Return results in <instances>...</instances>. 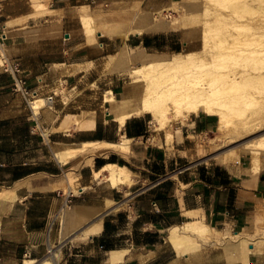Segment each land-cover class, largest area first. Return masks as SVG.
<instances>
[{
  "label": "crops",
  "instance_id": "obj_1",
  "mask_svg": "<svg viewBox=\"0 0 264 264\" xmlns=\"http://www.w3.org/2000/svg\"><path fill=\"white\" fill-rule=\"evenodd\" d=\"M85 1L91 5V0H0V55L20 65L36 98H53L52 106L37 112L33 99L15 90V75L0 65V190L17 195L7 214L0 212V264H20L22 247L40 245L35 239L24 244L21 237L47 230L58 209L73 199L104 209L90 218L102 220L101 227L81 242L59 241V264H264V239L249 238L252 246L263 240L254 246L257 253L239 241L264 230V165L253 172L245 155L232 163L200 156L198 137L219 126L214 114H191L174 127L170 141L165 132L160 142L150 141L149 114L120 124L128 106L110 105L105 92L122 100L128 84L102 66L117 43L92 45L83 35L77 41L79 34L62 39L73 9ZM166 40L135 34L119 45L158 49ZM87 142L119 146L90 147L65 163L55 155ZM108 164L127 168L131 182L113 186L106 177L96 178ZM21 207L35 210L39 220L22 217ZM194 221L210 227L208 239L183 230ZM6 244L12 247L8 255Z\"/></svg>",
  "mask_w": 264,
  "mask_h": 264
},
{
  "label": "bare ground",
  "instance_id": "obj_2",
  "mask_svg": "<svg viewBox=\"0 0 264 264\" xmlns=\"http://www.w3.org/2000/svg\"><path fill=\"white\" fill-rule=\"evenodd\" d=\"M196 3H197L196 0L171 1L169 5L172 8H170V6H166L162 9L159 8L160 10L157 9L158 10L157 12L153 11L154 13L151 12V10L147 11V10L137 9V11L139 10L138 13H136V15L132 14L131 24L128 23L127 28H124L122 26H117L114 25V23H112L109 26L107 25L106 26L107 28L105 29L103 28L104 29L103 32L99 31V33L115 39L119 37L127 38V36H129L128 34L130 33L141 35L144 33H152V32L165 31V30H171L177 28L188 29L189 21L191 20V18H194L190 14V11L193 10L194 4ZM88 7L90 8V6ZM88 7L86 5H81L79 7V16L81 22L85 24V26L87 27L88 31H86L85 33L88 32L87 34L89 36L93 32L92 30H94L93 27L96 26V25L93 26V23H96L95 21L97 17L94 19V17L92 16L93 12L92 14H90L89 12L90 10H88ZM164 10H168L170 11V13L177 10L181 12V15L179 17L175 16V17H171V19H165V16L163 17ZM217 16L218 15L212 17H217ZM208 22L209 20H207L206 23ZM125 25L126 24L124 23V26ZM210 25H209L210 28H212L211 26H214V25L211 26ZM209 35L210 34H208L207 36L209 37ZM91 38L93 37L91 36ZM204 40L206 41L205 46L201 51H193V52L180 51L173 53L172 55L170 54V56L164 53H156V52L147 53L141 58V60L139 61V65L137 67H132V70L130 72L132 76H134L135 83L130 87L128 93L125 95V97L122 100L119 98L116 99L112 90L105 92L106 97L104 101L108 102L110 105L113 106L122 105L124 107L128 106V113L124 115L121 114L122 116L119 117L120 124H124L126 118H129L133 115L150 114L151 115L150 123L153 127V130L156 132H160V131L162 132V130H166L165 131L166 136L168 138V141H170L172 139V132L170 127L172 126V123L175 120L177 119L185 120L191 114H196L200 111H203L218 116L219 118L218 131L220 136L226 133L228 134V132H230L233 134V137L238 138L257 130L258 131L263 130L264 95L258 96L256 95L255 90H254L255 92L252 91L255 87L256 88L259 87L260 89H262L261 86L264 85V70H261L263 69V67L262 66L260 67L259 65V62L263 54L261 55V51H260L259 55H261L260 56L261 58L258 56L260 59L259 58L257 59V57H255L256 54L254 56L253 55L254 53L252 54L250 53V51L249 54H252L253 55L252 57L248 55L247 51L246 54L245 52L246 47H244V52L249 57H247L244 54L243 50L242 51L240 50L242 49L240 47H238L239 50H237L236 52L230 51L228 48H232L233 50L239 43L238 42L235 45V43H233L235 40H233L232 42L234 45L227 43L228 45L230 44L231 46L223 50L222 49L220 50L219 48L218 51L217 49L218 44L220 42H223V40L222 41L219 40V43L217 42L218 44L217 43L209 44L206 35ZM247 44L248 43H246L245 45ZM223 45L220 46L223 47ZM259 46L260 48H262L260 44ZM259 46L257 47L259 48ZM238 48L236 47L235 50ZM126 50L123 49V54L122 52L120 53L122 55L120 56L121 59L118 60L117 62L121 63L122 61H128V68L126 69L128 70L131 67L130 64L132 62L134 63L135 59L131 52H128V54H126L127 53ZM249 50L253 52L251 48ZM262 51H264L263 48ZM242 54L244 56H242ZM238 55L244 58L243 62L242 60L239 59V61H241V63L239 62V64L242 65L241 68L240 67L237 68L236 66L232 67L227 64L223 65L224 62L225 63L230 62L229 60L226 61V58L228 57L229 58L233 57L234 58L233 63L236 62L238 63V61L235 62V58L236 60H238L237 59V57H239ZM245 56L247 58H245ZM112 58L111 60H114ZM261 62H264V58L263 60H261ZM231 65L233 64L231 63ZM120 67L125 68L124 65L119 67L116 65L114 69L118 70ZM113 68L111 66V69ZM258 92L261 93L260 90ZM244 103L250 106L249 108L250 110L247 114L244 113L245 112V108L243 107ZM32 104L37 112H39L42 107L52 106V102L47 98H36L35 100H33ZM259 104L260 106H258ZM244 114L245 116L243 119L236 120L237 116ZM234 139L232 141H234ZM129 141L130 140H125V142L128 143ZM82 145L83 146L79 149H71L64 152L60 151L57 152L55 155L60 161L65 163L66 161H68L69 158L75 156L77 153L83 150L85 152V150L90 147L112 148L119 146L116 144L100 143V142H87ZM124 146H125L124 144L121 145V148H124ZM244 154H248L251 156L253 172H257L259 169H261L264 163V162L262 163L261 161L262 159L260 160V155L264 154V132L260 133L255 137L244 139L243 141L239 142L238 145H236V147L229 148L224 153H219L216 156H218V158L222 162L232 163L233 161H237L239 157ZM94 174L95 177L98 179L101 177H106L107 180H109L113 186H120L126 183L129 184L132 178L131 172L127 168L118 166L117 164H108L103 168H101L100 170H97ZM73 190L75 191V189ZM73 190L72 192L76 193ZM67 191L69 192V190ZM16 196L17 195L15 191L13 193H11L10 191L0 192V200L10 201V200H14ZM113 202L114 201L111 200L107 201L108 204H112ZM102 210L104 209L92 205H77L73 222L64 224L63 226V231H62L63 237L64 238L69 237L71 234L70 232L75 231L74 228L76 225L90 218L99 216ZM101 221L99 220L88 224L86 227L82 228L79 231V233L75 235L74 238L86 240L92 237L93 235L97 234L100 231ZM176 230L177 227L175 231H173L172 229L173 232L178 233L176 232ZM183 230L192 232V234H196L197 236L203 238H208L211 235L210 227L204 224L203 222H199V221L188 222L187 224L184 225ZM174 238H178V236ZM262 238L264 237H261L260 239ZM250 239L246 236H239V241L240 243L243 244L242 247L244 246L245 248H247V246L245 245L251 246ZM239 241L235 244L237 245ZM262 241L259 240V243ZM49 242H50V235H49ZM259 243L258 244L254 243V244L259 245ZM50 247L52 248L51 244ZM259 247L257 249H259ZM260 250L261 249H259V252ZM257 251L258 250L256 251L254 250L253 252L257 253ZM233 252L234 251H232V253ZM112 254L115 255L117 254V252H113ZM27 261L29 262V264H34L35 262H37V259L29 258ZM42 262L43 264H53L50 258H45L43 259Z\"/></svg>",
  "mask_w": 264,
  "mask_h": 264
},
{
  "label": "rangeland",
  "instance_id": "obj_3",
  "mask_svg": "<svg viewBox=\"0 0 264 264\" xmlns=\"http://www.w3.org/2000/svg\"><path fill=\"white\" fill-rule=\"evenodd\" d=\"M171 1H177V0H118L117 2L116 1L110 2V0H109L108 2L104 3L103 5H97L98 2H96L94 4L90 3L91 4L90 8L88 7L89 6L88 1L79 2L77 4V6L73 9L74 14H75L73 17L74 20L69 21L66 24V27L64 28L65 34H62V39L67 38L66 34H69V35L79 34L78 35L79 37L76 39L77 41L82 40V38L80 36L83 35V36H86V40L89 44L93 43L92 45L95 44V45L99 46L97 44L98 42H100V43H102V42H106V43L116 42L117 46H114L113 48H111V50H110L111 52H108L109 54L106 53V56L104 58H102V60L104 61V64L102 66H104V68H106L109 72H113V69L116 67V65L118 67L124 65L125 68L120 67L118 70L114 69V72L116 71L118 74H120L122 76L121 82H125L126 84H128V90L135 83L134 76H132L130 71L132 70V67H137L139 65V61L141 60V58L144 55H146L149 52H156V53H164V54L170 56V54L172 55L173 53L180 52V51L181 52L201 51L203 49V47L205 46V42H206L204 40L205 35H206V38H207L209 44H211V43L215 44L217 42L219 43V40H221V41L223 40V42H220L219 44L217 43L218 44V47H217L218 51H219V48H220V50L221 49L223 50V49L228 48L231 45H234L233 43H235V45H236V43L239 42L241 44L238 43V45L236 47L242 48L240 50L241 51L243 50V52H244V47H246L245 52L247 51L248 55L250 57H252L253 55L255 56V54H256L255 57H257V59H258L262 54L264 55V53H263L264 51H262V48L264 50V45H263L264 44V0H196L197 3L194 4L193 10H191L192 12L190 11V14L194 18H191V20L189 21L188 29L177 28V29L141 34V35L155 34V35H160V36H167V40L164 43V45L158 49H156V48H144L142 46L138 47V48L137 47H131V46H128V48H121L119 43L121 40H125L126 37H119V38L113 39V38H110L107 36L100 35V33H99V31L103 32L104 29L107 28L106 26L107 25L109 26L112 23H114V25L127 28L128 23L131 24L132 14L136 15V13H138V11L140 9L141 10H147V11L151 10V12H153V11L157 12L158 10H160L166 6H170L169 3ZM81 5H86L88 7V10H90L89 11L90 14H92V12H93L92 16L94 17V19L97 17L96 21H95L96 23H93V26H95V25L96 26L93 27L94 30H92L93 31L92 33L90 31V33H91V35H89L90 37L87 34L88 32L85 33L86 31H88V29L85 26V24H83L81 22V19L79 16V7ZM170 8H172V7L170 6ZM137 9H139V10L137 11ZM134 10H136V11H134ZM180 15H181V12L177 11V10H175L171 13L168 10L163 11V17L165 16V19H171V17H175V16L179 17ZM215 15H218V16L212 17ZM100 19H101V21H100ZM206 19L209 20L208 23H206L207 22ZM117 22L120 23L121 25L118 24ZM124 23L126 24L125 26H124ZM210 24L214 25V26H211ZM209 25L212 28H210ZM208 34H210L209 37H211V38H209L207 36ZM128 35L133 36L135 34L130 33ZM91 36L93 38H91ZM94 36H96V37H94ZM129 36H127V37H129ZM233 40H235V41L233 42ZM214 41H216V42H214ZM95 42H97V43H95ZM224 43H226V44L230 43L231 45L227 44L228 45L227 46ZM246 43H248V44L245 45ZM223 44L226 46H224ZM259 44L262 46V48H260ZM220 45L221 46L223 45V47H221ZM250 46H252V47H250ZM257 46H259L260 50ZM133 48H137V49H133ZM235 48L233 50H232V48H228V49L230 51H235V52L237 50H239V48L236 50H235ZM250 48L252 49L253 52H251V50H249ZM123 49L128 50V51L126 50V52H127L126 54H128V52H131L134 56V59H135L134 63L132 62L133 64L132 63L130 64L131 67L128 70H126L128 68V61H122L121 63L117 62L118 60L121 59L120 56H122V55L120 53L122 52V54H123ZM118 51H119V53H118ZM249 51H250V53H252V54L254 53V54L253 55L249 54ZM260 51H261V55H259ZM245 52H244V54H245ZM247 52H246V54H247ZM263 55H262V58L260 57L261 60H263V58H264ZM242 56H244V55L242 54ZM242 56H239L240 58L237 57L238 60H236V58H235V62L238 61V63L237 62L233 63L234 58L228 57V58H226V61L229 60L230 62L225 63L222 60L224 62L223 65L227 64V65H230L232 67L236 66L237 68H239V67L241 68L242 65L239 64V62L241 63V61H239V59L242 60V62H243L244 58ZM246 56H245V58L249 57V56H247V57ZM241 57H242V59H241ZM111 58L114 59L115 62H114V60H111ZM6 59L7 58L4 55H0V65L1 66H3V64L6 62ZM261 60L259 62V65H260V67L261 66L263 67V69H261V70H264V66H263L264 62H261ZM231 63L233 65H231ZM125 64H127V65H125ZM111 66H112V68L114 66L115 67L113 69H111ZM128 72H130V73H128ZM258 88L259 87H257V88L255 87L252 91L255 90L256 95L263 96L264 95V85L261 86L262 89H260V88L258 89ZM259 90L261 91V93L258 92ZM35 99L36 98H33V100H35ZM258 106H260V104ZM243 107L245 108L244 113L247 114L250 110L249 109L250 106H248L247 104L244 103ZM245 114L237 116L236 120L243 119ZM148 116L151 119V115L149 114ZM185 123H186V119L185 120L184 119L175 120L172 123V126L170 127L171 131H173L174 127H179ZM150 126H151L150 131L148 133V137H150V141L156 142L157 140H160L159 139L160 134L164 133L166 130H162V132L161 131L156 132L153 130V127L151 124H150ZM170 128H168V129H170ZM262 132H264V128H263V130H259V131L257 130V131L248 133L242 137H238V138L236 137L235 138V137H233V134L230 132H228V134L226 133L227 135L224 134V135L220 136L218 128H216L213 132H210L209 134H202L198 137V149L200 150L199 154L203 158H212L214 160L221 161L218 158V156H216L217 154L224 153L227 149L236 147V145H238V143L243 141L244 139H247L250 137H255ZM242 138H244V139H242ZM233 139H234V141H232ZM244 155L246 156V158L251 159L250 155H248V154H244ZM263 158H264V154L260 155V160L262 159L261 160L262 163L264 162ZM263 165H264V163H263ZM74 189H75V191L74 190L73 191L76 192L74 194L78 195V193H79L78 189L77 188H74ZM5 191H10V190H6L3 188L0 190V192H5ZM10 192L12 193V191H10ZM13 201L14 200H10V201L0 200V212H4L7 214L8 208H9V206L12 205ZM79 204H80L79 202H77L76 200L73 199L72 201H70L68 203V206H66V208H64V210H62V206H64V205H62L58 209L57 213L51 218V222H50V225L48 226L47 230H43L42 232L38 231L35 236L31 235V237H29L28 234H25L24 236H22L21 237L22 240L26 241L24 244H26L29 241V239H31V240L35 239L37 241V243L40 245H37L33 249H31L30 247L26 248L25 246L22 247L19 263L20 264H29V262L27 261L29 258H36L37 262H35L34 264H43V262H42L43 259L50 258L53 264H59V260L61 258V253L58 250V248L56 247L58 242L64 241V240H72V242H76V243L81 242L82 241L81 239H78V238L75 239L74 237H75V235H77V233H79V231L82 228H84L88 225V221H89V223L91 221V219H88L86 221L79 223L74 228L76 232L75 231L70 232L71 234L67 238L63 237V235H62L63 226L65 223H70L72 221V217L74 215L75 207ZM18 212L20 213V215L22 217L26 215L27 220H29V219L30 220H39V219H36V211L35 210L30 212L27 208L21 207V209ZM64 212H66L65 218H63ZM49 235H50V242H49ZM242 236H245V235H242ZM261 237H264V230L262 232H260L259 234L254 235V236H249L248 238L255 239V238H261ZM201 238H203V237H201ZM208 238H203V239H208ZM262 239H264V238H262ZM50 244L52 245V248L50 247ZM246 246L250 250L254 249V246L252 247V245L251 246L246 245ZM247 248H246V251H249ZM5 249H6V255L12 253V251H11L12 247L10 245L6 244ZM5 264H12V263L6 262Z\"/></svg>",
  "mask_w": 264,
  "mask_h": 264
},
{
  "label": "built area",
  "instance_id": "obj_4",
  "mask_svg": "<svg viewBox=\"0 0 264 264\" xmlns=\"http://www.w3.org/2000/svg\"><path fill=\"white\" fill-rule=\"evenodd\" d=\"M90 3L94 4L96 3V0H91ZM4 68L6 71L12 73L15 75V80H14V88L17 91H22L27 97L30 98H36V95H34V93H32L30 91V89H28L25 84H26V79L23 78L20 74H21V67L18 63H11L6 59V62L3 64ZM48 100H50L52 102V96L47 98ZM33 102V101H32ZM70 201L66 200L64 202V206H62V210H64V208H66V206H68V203Z\"/></svg>",
  "mask_w": 264,
  "mask_h": 264
},
{
  "label": "trees",
  "instance_id": "obj_5",
  "mask_svg": "<svg viewBox=\"0 0 264 264\" xmlns=\"http://www.w3.org/2000/svg\"><path fill=\"white\" fill-rule=\"evenodd\" d=\"M147 46V45H146Z\"/></svg>",
  "mask_w": 264,
  "mask_h": 264
}]
</instances>
